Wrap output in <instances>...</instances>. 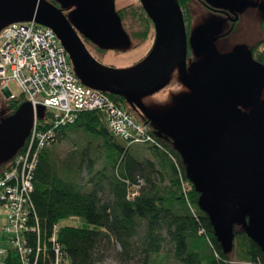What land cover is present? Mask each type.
I'll return each mask as SVG.
<instances>
[{
	"label": "trees",
	"instance_id": "obj_1",
	"mask_svg": "<svg viewBox=\"0 0 264 264\" xmlns=\"http://www.w3.org/2000/svg\"><path fill=\"white\" fill-rule=\"evenodd\" d=\"M187 2L175 0L188 34L192 15ZM70 14L74 22V11ZM115 16L122 40L104 48L80 35L89 54L90 51L100 54L114 50L123 46L126 39L135 46L151 36L154 41L153 24L139 1L116 9ZM262 44L258 43L250 52L256 58L255 63L264 66ZM258 47L262 51L255 55ZM189 52L186 48L187 57ZM108 97L144 126L151 141L139 145L150 159L136 158L131 153V147L136 145L112 135L100 112L81 113L73 125L57 128L49 122L50 116L43 113L38 126L44 131L53 130L54 138L40 152L32 176L31 205L38 221L39 239L37 242L33 236L30 240L32 253L28 264H53L55 255L50 239L54 226L64 264H96L100 260L98 250L105 243L117 244L123 260L131 261L141 255V264H160L163 259L158 257L163 242L172 246V260L176 264H264V252L245 231L247 220L245 225L233 224L228 245L222 243L217 235L218 227L202 208L199 189L188 178L177 138L147 123L123 96L111 94ZM23 103L25 100L20 96L5 99L0 96V108L5 112L0 123L14 115ZM78 133L99 140L104 154L105 165L90 179L93 188L89 192L75 180L74 174L80 172V166L75 167L70 161L59 168L54 162L53 150L49 149ZM21 151L22 148L4 158L0 163V177ZM81 155L85 156L84 150ZM91 168V164L87 165L88 173ZM75 220L84 223L68 225ZM142 224L145 229L140 236ZM0 264L22 263L17 254L8 249Z\"/></svg>",
	"mask_w": 264,
	"mask_h": 264
},
{
	"label": "water",
	"instance_id": "obj_2",
	"mask_svg": "<svg viewBox=\"0 0 264 264\" xmlns=\"http://www.w3.org/2000/svg\"><path fill=\"white\" fill-rule=\"evenodd\" d=\"M58 1L76 5L75 28L45 0H0V30L29 21L52 30L80 84L123 96L147 123L177 138L188 178L199 189L202 208L218 227L222 243L228 245L233 224L245 225L247 220V236L264 252V106L258 105L248 117L237 108L238 103L258 102L262 67L245 55L213 72L209 84L210 51L203 81L190 79L185 31L175 0H138L153 24L152 47L133 67L109 69L92 58L80 35L104 48L122 40L112 0ZM174 71L194 96L169 124L152 115L141 99L159 90ZM42 111L36 108L38 117ZM32 118L33 109L25 102L0 123L1 157L9 158L23 147Z\"/></svg>",
	"mask_w": 264,
	"mask_h": 264
},
{
	"label": "built area",
	"instance_id": "obj_3",
	"mask_svg": "<svg viewBox=\"0 0 264 264\" xmlns=\"http://www.w3.org/2000/svg\"><path fill=\"white\" fill-rule=\"evenodd\" d=\"M13 85L17 95L9 86ZM0 91L9 98L22 97L33 109L30 134L22 151L0 177L3 224L0 260L6 250L15 252L22 264L32 253L30 240L39 239L38 221L31 205L32 176L38 156L54 138L53 130L38 126L36 108L49 115L54 128L73 125L81 113L100 112L108 131L129 145L151 140L144 126L116 106L108 95L79 83L69 57L52 30L33 21L9 24L0 30ZM52 229L53 264H64ZM39 252V249L37 250Z\"/></svg>",
	"mask_w": 264,
	"mask_h": 264
},
{
	"label": "rangeland",
	"instance_id": "obj_4",
	"mask_svg": "<svg viewBox=\"0 0 264 264\" xmlns=\"http://www.w3.org/2000/svg\"><path fill=\"white\" fill-rule=\"evenodd\" d=\"M207 1L214 6L225 7L229 11L235 12L239 16V21L235 28L229 27L227 24L219 26L221 19L219 15L209 13L197 2H193L190 8L193 15V23L188 39L191 54H189L187 60V73L189 77L193 78H196L193 75L194 69L203 66L210 51H212L216 61L219 59V54H225L228 58L232 57L234 59L236 56L239 58L244 55L248 56L250 47L264 39V33L261 29V21L264 20V0ZM137 2L138 0H112L114 10L130 4H137ZM214 28L218 29L217 35H224L221 39L223 42L216 43L211 37L200 35V32L205 31L208 33ZM125 42L123 46L114 50H108L105 53L96 54L90 51V55L94 57L96 62L109 69L124 70L131 68L149 52L153 43V37H149L137 46L128 39ZM262 71L264 75V68ZM9 88L14 96L17 95V91L13 85H10ZM260 90L258 102L253 107H257L258 105L264 106V76ZM189 92L182 84L178 72L174 71L159 90L142 98L141 103L157 119L170 124L174 121L175 114L188 102ZM0 96L5 99L1 91ZM243 105H239V110H243ZM4 114L5 112L1 107L0 119ZM100 145L99 140L91 139L78 133L70 135L68 140L60 141L49 149L53 150L54 162L57 163L59 168H64L70 161L75 164V167L80 166V172L74 174L75 180L82 185L85 192H89L93 188V183L89 184L90 179L95 173L102 170L105 165L104 154ZM142 147V145L132 146L131 153L138 159H150L149 154ZM83 150L85 153L84 157L81 155ZM3 160L4 158L0 156V163ZM90 164L92 165V170L88 173L86 168ZM104 197L106 199V195ZM3 218L4 215L0 208V227L3 224ZM83 223L80 220H75L68 222V225L75 224L80 226ZM144 229V225L142 224L139 228L140 236L143 235ZM3 246L4 243L0 237V248ZM172 250L171 245L163 242L158 258L162 256L164 261L161 260L160 264H176L172 260ZM120 254L121 250L117 244L105 243L98 250L97 258L100 260L96 264H141V255L135 256L133 260L128 261L123 260Z\"/></svg>",
	"mask_w": 264,
	"mask_h": 264
},
{
	"label": "flooded vegetation",
	"instance_id": "obj_5",
	"mask_svg": "<svg viewBox=\"0 0 264 264\" xmlns=\"http://www.w3.org/2000/svg\"><path fill=\"white\" fill-rule=\"evenodd\" d=\"M47 1L48 3L52 4L56 9L62 11L63 13H65V18L68 20V22H70L71 26L73 28H75V23L73 22V20L70 18L71 17V12L75 11L76 9V5L73 3V4H66L64 2H61V1H58V0H45ZM193 2H197L204 10L208 11L209 13H212V14H216V15H219L221 17L220 19V24L219 26H221L222 24H227L229 27H233L235 28V26L238 24V21H239V16L233 12V11H229L227 8H221V7H218V6H214L212 4H210L207 0H188L187 2V8L190 12V14L192 15L191 13V6L193 4ZM192 23H193V15H192ZM192 23L190 24V31H191V27H192ZM264 20L261 21V29L264 33ZM203 31V30H202ZM201 36H208V37H211V39H213V41H215L216 43H219V42H223V40H221L224 35L220 34V35H217L218 34V29L214 28L212 31H209L208 33L207 32H200ZM189 36H190V32L187 34L185 33V43H186V48H189L190 49V53L191 54V48L188 44V39H189ZM258 43H263L262 46H264V39L256 42L251 48L255 47ZM250 49H249V55L247 56L249 58L250 61H252L253 63H255V57L254 55H251V52H250ZM262 51V48L261 47H258L256 50H254V54L257 55L259 52ZM224 55L222 54H219L218 57L219 59L216 61L214 55H213V58L209 64V67H208V72H207V79H208V83L210 84L211 82V77H212V73L215 72L216 70H218L222 65H224L227 61H230L232 60L233 58L230 57L228 58L227 56H225L223 58ZM238 56H236L234 59H237ZM241 57H245L244 56H241ZM239 57V58H241ZM225 58H228V59H225ZM233 59V60H234ZM187 60H188V57H187V53H186V70L188 68V65H187ZM191 60V59H190ZM207 61H208V57L206 58V60L204 61L203 63V66H201L200 68H195L194 71H193V75L196 76V78H193L190 76V79L194 80V81H197V82H201L203 81V77L202 75L204 74V69L207 65ZM257 64V63H255ZM259 66L262 67V69L264 68V66H262L261 64H257ZM188 74V73H187ZM264 76V75H263ZM190 91V90H189ZM190 96L187 98L188 100L194 96V92L190 91ZM240 104H244L243 105V110L241 111V113L245 116V117H248L250 115L253 114V111L255 110L256 107H253L254 105L253 104H249V103H238L237 104V108L239 109V105ZM253 109V111H252Z\"/></svg>",
	"mask_w": 264,
	"mask_h": 264
}]
</instances>
